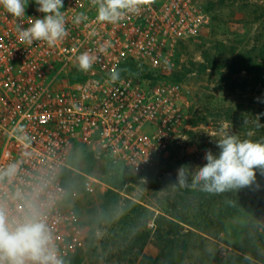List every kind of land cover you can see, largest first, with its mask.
Masks as SVG:
<instances>
[{
  "label": "built area",
  "instance_id": "1",
  "mask_svg": "<svg viewBox=\"0 0 264 264\" xmlns=\"http://www.w3.org/2000/svg\"><path fill=\"white\" fill-rule=\"evenodd\" d=\"M203 2L151 0L109 24L96 21L91 0H63L68 35L55 47L18 39V23L28 27L29 19L44 16L34 0L20 19L0 7V200L14 212L37 200L64 264L78 247V230L69 221L61 174L80 175L90 193L98 184L70 164L74 149L142 173L183 139L188 92L171 77L182 47L208 25ZM80 12L88 19L76 24ZM105 42L110 46L101 53ZM84 51L99 56L88 72L76 67ZM9 166L10 177L3 175Z\"/></svg>",
  "mask_w": 264,
  "mask_h": 264
},
{
  "label": "rangeland",
  "instance_id": "2",
  "mask_svg": "<svg viewBox=\"0 0 264 264\" xmlns=\"http://www.w3.org/2000/svg\"><path fill=\"white\" fill-rule=\"evenodd\" d=\"M215 2L204 0L207 8L213 6L208 25L182 47L180 68L171 78L188 93L184 137L169 155L145 172L133 173L121 164L94 160L82 148L74 149L70 164L98 184L90 193L82 188L78 174L66 179L69 221L78 230L72 258H79L70 264H146L161 255V240H169L166 251L176 264H264L263 182L220 194L180 187L176 182L181 166L194 170L204 165L206 150L219 152L215 139L226 122L219 114L240 110L242 124L229 123V131L237 134L239 128L258 126L264 105V76L241 92V83L249 81V76L243 71L232 74L228 67V60L235 63L236 56L248 51L263 30L257 12L264 1L224 0L218 6ZM219 17L223 22L219 23ZM206 56L214 60L213 69L200 73V65L207 67ZM231 80L236 81L234 88ZM205 107L213 113L192 128L190 120L199 121ZM189 130L194 143L186 134ZM240 137L264 140L252 132ZM135 214L141 218L139 226ZM172 214L185 216L199 228L182 224L181 232H188L185 237L165 236L164 222ZM142 234L147 235L146 242L140 240Z\"/></svg>",
  "mask_w": 264,
  "mask_h": 264
},
{
  "label": "clouds",
  "instance_id": "3",
  "mask_svg": "<svg viewBox=\"0 0 264 264\" xmlns=\"http://www.w3.org/2000/svg\"><path fill=\"white\" fill-rule=\"evenodd\" d=\"M37 11L43 18L28 20V27L18 23L16 31L22 44L33 45L34 41H44L55 47L67 35L63 0H34ZM151 0H91L96 8V21L116 24L128 15L139 11L142 3ZM28 0H0L4 12L17 19L25 16ZM88 19L83 12L78 13L74 23ZM94 34V33H93ZM110 46L101 45V53ZM99 56L84 51L76 56V67L82 72L92 69ZM231 125L223 122L220 138L215 139L218 153L206 150L204 165L190 170L181 166L177 170L180 187L198 188L209 194L238 191L256 182L257 170L264 175V140L241 139L230 132ZM15 167L9 166L3 175L12 176ZM0 264H64L59 255L54 230L48 223L47 213L35 199H26L18 212L0 200Z\"/></svg>",
  "mask_w": 264,
  "mask_h": 264
},
{
  "label": "trees",
  "instance_id": "4",
  "mask_svg": "<svg viewBox=\"0 0 264 264\" xmlns=\"http://www.w3.org/2000/svg\"><path fill=\"white\" fill-rule=\"evenodd\" d=\"M224 0H216L215 4L216 6L220 5L223 3ZM250 1V0H249ZM264 1V0H261ZM206 11L209 13L213 6L210 5L208 6V8L205 6ZM259 12H257L258 18H260L261 21H263L262 24V29H260V32H258V35L256 36V38H254L253 40V44L250 47V49L248 51H246L245 53L241 54V55H237L236 56V62L234 63L233 60H228V67L229 69H231L232 74H239L242 71L245 72L246 77L249 76V81L248 78L245 79V82L241 83V92H244L245 89L250 86L252 88V83H255L256 81H258L259 79H261L264 76V6L260 7ZM223 22V20L220 19L219 17V23ZM260 38L263 39L262 42H260ZM205 62L207 64V67L205 65H200V73L206 71L207 69L212 70L213 69V65H214V60H210L208 59V57L206 56L205 58ZM230 66L232 68H230ZM215 69V68H214ZM233 69V70H232ZM178 75V74H177ZM177 75H174V79L176 80ZM245 77V78H246ZM173 78V77H171ZM171 81H174L173 79ZM230 85H233L232 88L235 87L236 81L231 80ZM234 90L236 89H232V92H234ZM212 110H209L208 108H204L203 113L201 114V117L199 119V121L197 120L196 117H194L193 119L190 120V125L191 127H196L200 121L206 122L207 117L211 116L212 114ZM252 115H255L253 110H251ZM258 120L260 123L258 124V126H254V125H250V127L248 128V130L245 129H237L238 133L237 135L240 137V135L242 133H246L247 136L249 133L252 132V134H260L261 136H264V105L262 106V109L259 111L258 113ZM219 118L220 119H224V121L238 126L240 124H242V119L244 118V115H242V113L240 112V110H236V109H232V110H226L224 111L222 114H219ZM187 136L191 139V142L194 143V141L196 140L194 137V133L192 131H187L186 132ZM241 138V137H240ZM246 138V137H245ZM242 139V138H241ZM255 140V139H253ZM71 175H75V173L71 172V171H67L65 170L62 174V180L64 181V187L67 189L66 186V179L70 178ZM78 176V175H77ZM258 182H263L264 183V175H262L260 173L259 170H257V174H256V183ZM253 184V185H254ZM252 185V186H253ZM243 189V188H242ZM232 192V191H230ZM264 200V199H263ZM262 200V201H263ZM264 204H262L263 207ZM133 213H135V211H133ZM137 219L139 220L137 222ZM140 216L139 214H135V221L137 222V225L139 226L141 224L140 222ZM182 224L184 225H191V227H193L194 229H196L195 224L190 222L188 220V218H186L185 216H181V215H176V214H172L169 215V219L166 220L164 222V235L169 237H177V236H183L185 237L187 235L188 232H186L185 234L181 232L182 228ZM136 226V227H138ZM199 228V227H197ZM139 229V227H138ZM139 233V232H138ZM140 240L146 242L147 240V235L145 236V234L141 235ZM168 242L169 240H161L159 246L162 248L161 251V255L159 256V258L155 259L153 262H148L146 264H176L171 256V253H168L166 251V248L168 246ZM77 258H79V256H74V258L71 259V262H76ZM262 261H264L262 259Z\"/></svg>",
  "mask_w": 264,
  "mask_h": 264
},
{
  "label": "crops",
  "instance_id": "5",
  "mask_svg": "<svg viewBox=\"0 0 264 264\" xmlns=\"http://www.w3.org/2000/svg\"><path fill=\"white\" fill-rule=\"evenodd\" d=\"M71 163V162H70ZM76 169V168H75ZM78 170V169H77ZM76 174V173H75ZM80 176V175H79Z\"/></svg>",
  "mask_w": 264,
  "mask_h": 264
}]
</instances>
